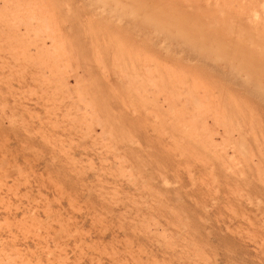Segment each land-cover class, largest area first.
Returning a JSON list of instances; mask_svg holds the SVG:
<instances>
[{
	"label": "rangeland",
	"instance_id": "1",
	"mask_svg": "<svg viewBox=\"0 0 264 264\" xmlns=\"http://www.w3.org/2000/svg\"><path fill=\"white\" fill-rule=\"evenodd\" d=\"M0 264H264V0H0Z\"/></svg>",
	"mask_w": 264,
	"mask_h": 264
}]
</instances>
